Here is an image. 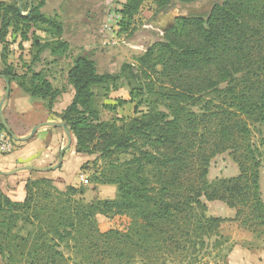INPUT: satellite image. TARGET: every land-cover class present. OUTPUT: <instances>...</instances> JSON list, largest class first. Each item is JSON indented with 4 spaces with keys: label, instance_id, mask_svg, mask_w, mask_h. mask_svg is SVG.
Wrapping results in <instances>:
<instances>
[{
    "label": "trees",
    "instance_id": "obj_1",
    "mask_svg": "<svg viewBox=\"0 0 264 264\" xmlns=\"http://www.w3.org/2000/svg\"><path fill=\"white\" fill-rule=\"evenodd\" d=\"M44 1L26 17L17 4L4 9L0 5V37L4 38L12 20L49 23L40 11ZM145 1L127 0L122 13L134 15ZM196 1L156 0V6L160 13L175 3ZM154 48L158 55L151 70L168 88L171 120L158 114L120 127L100 122L91 88L120 75H98L94 62L86 57L74 61L67 76L74 94L60 119L77 147L86 153L97 151L103 158L130 151L135 156L124 162L113 180H93L116 186V200L84 204L76 199L85 193L81 187L68 186L61 192L33 179L25 184L22 202H13L0 191L3 264H70L65 251L79 259L77 264L152 263L160 254L170 259L204 251L226 222L253 231L264 226L258 164L248 166L252 159L242 158L239 152V138L245 132L241 117L258 121L264 116V0H221L204 16L177 17L162 41L138 59L141 67L150 65ZM47 49L41 46L32 63L40 62ZM0 74L13 82L9 69ZM223 84L228 87L220 90ZM31 87H21L30 101L53 97L50 83L40 74L33 72ZM208 92L217 93L225 102L215 110L205 103L202 107L207 112L201 119L184 111V105L200 106ZM211 122L215 130L208 136L206 124ZM95 140L98 143L92 144ZM91 144L97 149L91 150ZM226 151H231L239 175L209 183L210 161ZM205 202L223 203L235 211V217H207ZM98 217L128 219L129 225L124 230L100 232ZM18 223L30 228L26 236L19 234Z\"/></svg>",
    "mask_w": 264,
    "mask_h": 264
},
{
    "label": "rangeland",
    "instance_id": "obj_2",
    "mask_svg": "<svg viewBox=\"0 0 264 264\" xmlns=\"http://www.w3.org/2000/svg\"><path fill=\"white\" fill-rule=\"evenodd\" d=\"M32 1L33 6H37L40 2V0ZM126 1L45 0L44 7L40 11L49 23L36 21L23 24L15 20L11 21L4 38L0 37V73L9 69L14 76L13 82L10 83V99L9 102L7 101L9 104L7 119L10 122L19 113L23 118L33 117L36 121H46L44 123H63L60 116L70 104L74 94L67 76L74 61L79 57L92 60L98 75H120L116 80L102 82L91 88L94 107L98 110L100 122H114L120 127L129 121L158 116V114L165 115L167 120L173 118V113L167 107L171 104L170 97L165 95L168 88L166 89L158 73L151 70L154 58L158 55L157 49L153 50L150 65L141 67L138 59L151 45L162 41L161 28L165 26V21L174 16H204L210 11L213 3L221 0H198L189 5L175 3L163 13H159L156 0H146L132 16H125L122 13ZM21 3L24 15L28 11L27 0H21ZM15 4H17L16 0H0L3 9ZM1 28L0 21V36ZM43 45L48 46V49L42 54L40 62L33 64V58ZM123 66H127L124 72ZM156 70L160 71V68L157 67ZM33 72L40 74L50 83L53 97L43 102L30 101L21 87L32 89ZM227 87V84H223L219 89L224 90ZM4 89L5 83L0 79V100ZM26 98L32 104L29 107ZM201 100L202 103L198 107L184 105V111L201 119V116L207 112V109L202 107L205 103H208L207 108L211 106V110H215V106L225 102L214 92L204 94ZM241 120L245 132L239 138V152L242 158L252 159L247 161L248 166L258 164L259 192L264 204V116L258 121L245 117H241ZM206 128L207 135H212L215 130L214 124L207 123ZM42 132L50 134L45 136L43 142L45 146L49 143L54 145V153H57L55 165L58 151L66 144V136L63 130L58 138H54V131L51 128H44ZM71 138L72 144L64 154L61 167L50 173H33L30 179L45 181L61 192H64L68 186L81 187L85 193L76 199L84 204H90L95 199L116 200L119 196L116 186L95 184L93 180L94 178L99 179L100 182L113 180L123 168L124 162L132 160L135 153L133 151L116 153L110 158H103L97 151L86 153L79 150L76 140L72 136ZM96 143L98 142L95 140L92 144ZM22 144L13 141L3 128H0V148L10 146V151H13ZM92 144L89 148L97 149ZM43 147L39 152H42ZM7 154L8 151L0 150V157L8 158ZM238 175V164L233 159L231 151H226L210 161L207 181L214 183ZM205 204L207 217L227 220L235 217V211L223 203L205 202ZM3 216L4 214H0V224L3 222ZM97 220L100 232L111 229L124 230L129 225L128 219L108 221L98 217ZM17 227L21 230L19 231L21 236H26L30 230L22 223H18ZM18 229L15 230L16 233ZM207 244V249L192 256L174 255L169 259L166 255L160 254L152 263L137 260L132 264H258L257 260L264 261V226L253 231L238 223L226 222L221 226L219 236L212 237ZM64 253L65 257L70 258V264L79 262L77 257L66 251Z\"/></svg>",
    "mask_w": 264,
    "mask_h": 264
},
{
    "label": "crops",
    "instance_id": "obj_3",
    "mask_svg": "<svg viewBox=\"0 0 264 264\" xmlns=\"http://www.w3.org/2000/svg\"><path fill=\"white\" fill-rule=\"evenodd\" d=\"M26 99L28 107L31 106L32 104L29 103L28 98ZM8 102L6 103L4 108V118L11 131H13L17 136L24 137L29 134L30 130L34 126L46 122L43 120L36 121L33 117L26 118L24 116L23 118L19 113L18 115L14 116L15 118L13 117V121L10 122L7 119V111L9 109ZM22 119L23 121H21ZM42 131L43 129H40L32 139L24 142L20 147H15L13 151H10L9 154H7L8 158L0 157V171L10 172L21 167H48L54 165V160L57 153H54V145L52 146L51 143H49L48 146H45L43 139L47 135L50 136V134L49 132L44 133ZM52 131H54V138H58L60 135H62L61 129H52ZM41 147H43L42 152H39V150H41ZM32 174L33 173L19 172L9 177L0 175L1 193H3L8 199L13 202H22L25 198V184L28 179L33 177L31 176ZM257 262L258 264H264V261L260 259L257 260ZM0 264H3L1 257Z\"/></svg>",
    "mask_w": 264,
    "mask_h": 264
},
{
    "label": "water",
    "instance_id": "obj_4",
    "mask_svg": "<svg viewBox=\"0 0 264 264\" xmlns=\"http://www.w3.org/2000/svg\"><path fill=\"white\" fill-rule=\"evenodd\" d=\"M16 3H17V10L21 13L22 12L21 0H16ZM32 7H33L32 0H28V11L26 14H24V15L22 14V15L25 17L28 16L30 14V11L32 10ZM177 17H180V16H174V17L170 18L168 20V22L165 24V26L163 28H161L162 35L165 33V31H167L168 29H170L174 25L175 19ZM0 79L3 80L5 83L4 94H3L2 99L0 100V125L3 128V130L8 134V136L12 138L13 141L18 142V143L27 142L33 138V136L37 133V131H39L40 129H44V128L61 129V130H63V132L66 136V144L64 145V147H62L60 149L59 154H58V158H57V162L55 165L49 166V167H36V166L21 167V168H17L13 171H10V172L0 171V175L5 176V177H9V176H13L14 174L19 173V172L50 173V172H54V171L58 170L63 163V158H64L65 152L70 148V146L72 144L71 134L68 131V129L66 128L65 124L64 123H42V124H39L37 126H34L30 130L28 135H26L24 137L16 136L11 131L9 125L7 124V122L4 118V106L10 97V82L2 74H0Z\"/></svg>",
    "mask_w": 264,
    "mask_h": 264
},
{
    "label": "built area",
    "instance_id": "obj_5",
    "mask_svg": "<svg viewBox=\"0 0 264 264\" xmlns=\"http://www.w3.org/2000/svg\"><path fill=\"white\" fill-rule=\"evenodd\" d=\"M0 150L3 151V152L4 151L5 152H7V151L10 152V146H3V147L0 148ZM81 180H82V178H81Z\"/></svg>",
    "mask_w": 264,
    "mask_h": 264
},
{
    "label": "flooded vegetation",
    "instance_id": "obj_6",
    "mask_svg": "<svg viewBox=\"0 0 264 264\" xmlns=\"http://www.w3.org/2000/svg\"><path fill=\"white\" fill-rule=\"evenodd\" d=\"M163 13V12H162ZM166 23L168 22V20L167 21H165Z\"/></svg>",
    "mask_w": 264,
    "mask_h": 264
}]
</instances>
